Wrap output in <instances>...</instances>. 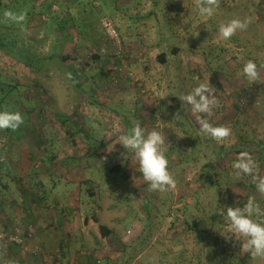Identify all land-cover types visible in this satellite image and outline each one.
<instances>
[{
	"label": "rangeland",
	"instance_id": "rangeland-1",
	"mask_svg": "<svg viewBox=\"0 0 264 264\" xmlns=\"http://www.w3.org/2000/svg\"><path fill=\"white\" fill-rule=\"evenodd\" d=\"M198 3L0 0V111H18L24 118L15 131L0 130V196L18 180L27 181L35 195L40 181L46 194L53 183L77 181L79 216L74 220L73 210L70 219L80 229L79 264H223V258L243 264L247 252L234 235L229 241L220 233L224 223L216 221L211 246L204 247L188 222L210 226L217 185L224 190L230 185L229 207L243 206L250 197L264 207L253 177L236 178L232 169L238 154L248 152L255 175L264 177V0H217L208 19ZM6 12L24 19L10 20ZM102 17L116 23L130 56L124 67L129 78L116 83L111 81L116 62L88 58L104 42ZM234 17L249 21L248 27L223 40L218 28ZM163 53L172 54L166 65L159 61ZM249 60L263 64L254 83L242 72ZM73 70L80 84L72 80ZM200 84H210L218 100L204 118L231 130L223 143L200 132L186 105L174 119L175 99ZM158 115L163 124H157ZM136 123L148 131L164 128L175 188L150 190L134 155L119 143L109 150ZM119 164L123 172L112 173ZM100 226L114 235L103 237ZM13 237L24 242L23 258L37 252L25 235ZM12 245L0 241V263L9 264L6 251ZM59 253L52 258H61ZM245 264H264V258Z\"/></svg>",
	"mask_w": 264,
	"mask_h": 264
},
{
	"label": "clouds",
	"instance_id": "clouds-1",
	"mask_svg": "<svg viewBox=\"0 0 264 264\" xmlns=\"http://www.w3.org/2000/svg\"><path fill=\"white\" fill-rule=\"evenodd\" d=\"M218 7L217 0H199L200 15L205 19L215 15ZM5 17L13 21H22L23 16H16L6 12ZM249 21L232 19L228 23L221 24L218 34L223 40L231 39L238 31L246 30ZM244 77L250 83L259 79L257 64L249 60L242 68ZM213 87L210 84H200L189 93L179 97L183 105H186L193 116L196 117L200 132L206 134L217 143H223L230 136V128L214 126L205 116H211L218 100L211 94ZM179 113L174 117L180 119ZM24 123L22 114L18 111H0V130L15 131ZM163 124V123H160ZM160 130L148 131L140 123H136L129 131L120 133L110 145L112 151L119 143L128 153L134 155L139 172L152 191H165L167 188H175L174 177L169 171V161L166 156V137ZM108 145V147H109ZM233 175L236 178L252 176L256 191L264 194V177L255 175L256 162L248 152H241L232 164ZM224 219L226 230L220 232L226 240L231 241L233 235L241 242V251L248 252L253 258H264V207L250 197L243 206L226 207L217 211Z\"/></svg>",
	"mask_w": 264,
	"mask_h": 264
},
{
	"label": "crops",
	"instance_id": "crops-1",
	"mask_svg": "<svg viewBox=\"0 0 264 264\" xmlns=\"http://www.w3.org/2000/svg\"><path fill=\"white\" fill-rule=\"evenodd\" d=\"M14 182L17 184L11 189L7 185L6 193L0 196V231L25 235L27 244L37 252L23 258L21 247L13 244L6 251L9 264H79L76 244L80 240V229L75 228L70 219L76 209L77 181L60 186L53 183L50 194L45 193L46 183L40 181L37 195L30 190L27 181ZM50 204L54 209H48ZM76 210L74 220L78 221ZM56 252H60L61 258H52ZM87 263L88 260L83 262Z\"/></svg>",
	"mask_w": 264,
	"mask_h": 264
},
{
	"label": "trees",
	"instance_id": "trees-1",
	"mask_svg": "<svg viewBox=\"0 0 264 264\" xmlns=\"http://www.w3.org/2000/svg\"><path fill=\"white\" fill-rule=\"evenodd\" d=\"M258 7H261L260 4H258ZM154 13L155 12H152L151 15H153ZM234 19H236V18L234 17ZM178 51H179V48H173L172 54L176 55V54H178ZM172 54L169 56H167L165 53L161 54L159 56L160 63H162L163 65L168 64L169 59L172 57ZM94 58L97 59V58H101V57L95 56ZM263 64H264V62H263ZM263 64L259 63L258 67H261V65L263 66ZM73 71L74 72L71 75L72 80L75 82L76 85L80 84L82 78L80 79L79 76L77 75V73H78L77 70H73ZM105 75L110 80V72L105 73ZM111 81L114 82L112 78H111ZM181 105H182V102L176 98L175 103L171 106V108L174 110L175 113H180ZM61 122L66 124L68 121H67V119L66 120L63 119ZM263 151L264 150H262V152ZM111 172L112 173H122L123 172V166H121L119 164V165L115 166L114 168H112ZM122 176L124 179H127V180L129 179V177L126 175V173H123ZM216 189H217V194H218V202L216 203V209L213 210L211 216L208 218L210 220V222H208V223H210V226L204 225V222L200 223V222H196L193 220L188 222L189 230L193 234H196V236L198 238V244L202 245L205 242L203 245L204 247L211 246L212 230H213V226H215V224H217L216 221H218L219 223H225L223 217L217 211L219 209H222V208L226 209V207H229L228 204L226 203L225 196L227 194L226 191H228V190L230 191V185L227 186L226 190L220 188L218 185L216 186ZM36 195H37V193H36ZM100 231L102 232L101 234L103 237H109L113 233V231L109 230L105 226H100ZM15 245H17V244H15ZM226 252L227 251L224 250L223 254H225ZM251 259H252L251 254L247 252L246 255L242 259H240V262L245 264L246 262H248ZM97 263H98V261L95 264H97ZM100 264H101V262H100ZM223 264H235V262L233 259L223 258Z\"/></svg>",
	"mask_w": 264,
	"mask_h": 264
},
{
	"label": "built area",
	"instance_id": "built-area-1",
	"mask_svg": "<svg viewBox=\"0 0 264 264\" xmlns=\"http://www.w3.org/2000/svg\"><path fill=\"white\" fill-rule=\"evenodd\" d=\"M101 26L105 33L104 42L100 47L93 48L92 50H90L88 53V58L94 59L95 56L101 58L109 57L110 60H112V63L116 62V66H113L112 69V71L114 72V74L112 72V79L115 83L119 82L123 77H125V79L129 78L127 77V75H124V67L126 63L125 61L129 60L130 56L127 54V50L125 48V44L122 40L118 26L109 17L101 18ZM154 118L156 119L157 124L159 125L162 120L161 117L158 115ZM0 241L4 242L7 245L17 244L19 247L24 246L23 240H19L18 238L13 237V234L9 232H1ZM0 264H7V262H1ZM97 264H100V262H98Z\"/></svg>",
	"mask_w": 264,
	"mask_h": 264
}]
</instances>
